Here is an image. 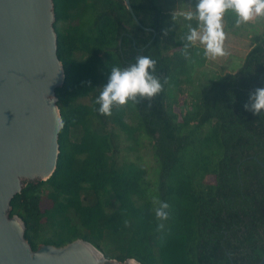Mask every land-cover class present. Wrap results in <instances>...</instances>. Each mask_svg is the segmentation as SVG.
<instances>
[{
    "label": "trees",
    "instance_id": "trees-1",
    "mask_svg": "<svg viewBox=\"0 0 264 264\" xmlns=\"http://www.w3.org/2000/svg\"><path fill=\"white\" fill-rule=\"evenodd\" d=\"M52 1L65 77L55 91L62 122L57 165L48 180L25 182L9 213L23 221L32 250L82 239L119 262L258 264L264 255V114L253 115L243 105L264 87V25L237 71L210 77L197 94L179 98L178 111L171 113L172 91L191 83V75H181L187 28H178L176 16L164 13L158 0H129L139 24L123 0ZM59 22L68 25L58 30ZM164 30L173 46L164 43ZM172 47L177 51L171 53ZM138 55L157 61L154 74L163 90L100 115L95 100L110 69L127 67ZM86 97L90 105L75 103ZM127 110L135 127L124 120ZM109 123L135 145L141 137L151 142L153 179L144 167L118 159ZM75 127L82 135L71 142ZM155 198L170 206L163 232L156 230ZM110 199L115 207L107 209ZM105 238L120 250L113 258L101 247Z\"/></svg>",
    "mask_w": 264,
    "mask_h": 264
},
{
    "label": "water",
    "instance_id": "water-1",
    "mask_svg": "<svg viewBox=\"0 0 264 264\" xmlns=\"http://www.w3.org/2000/svg\"><path fill=\"white\" fill-rule=\"evenodd\" d=\"M54 22L52 0H0V264H136L106 259L82 239L32 250L23 221L9 214L24 180L46 181L57 165L62 122L55 91L65 77Z\"/></svg>",
    "mask_w": 264,
    "mask_h": 264
},
{
    "label": "clouds",
    "instance_id": "clouds-1",
    "mask_svg": "<svg viewBox=\"0 0 264 264\" xmlns=\"http://www.w3.org/2000/svg\"><path fill=\"white\" fill-rule=\"evenodd\" d=\"M236 13L235 26L264 17V0H197L195 9L179 13L186 21H198L197 26L187 24V33L184 37L183 56L190 58L189 48L199 42L204 45L205 56H226L224 49L225 32L223 17L226 11ZM174 20V17H173ZM167 35V30H164ZM157 61L149 56L138 55L136 61L127 67L113 66L110 69L107 83L101 88L95 104L100 115L111 116L114 106H124L129 101L136 103L141 100H151L163 90V85L156 71ZM246 111L253 115L264 114V87L255 89L249 94L248 102L243 105ZM153 212L158 221L156 230L163 232L164 221L169 219V204L158 198L153 200ZM136 264H139L137 261Z\"/></svg>",
    "mask_w": 264,
    "mask_h": 264
},
{
    "label": "rangeland",
    "instance_id": "rangeland-1",
    "mask_svg": "<svg viewBox=\"0 0 264 264\" xmlns=\"http://www.w3.org/2000/svg\"><path fill=\"white\" fill-rule=\"evenodd\" d=\"M161 5V9L164 13L176 16L177 26L186 27L187 24L191 23L183 19L179 15L182 11H187L195 9L197 0H158ZM228 16H226V15ZM222 20L223 30L225 32L224 40V49L227 52L226 56L211 57L205 56L204 54V45L200 44L198 41L193 44L194 50L190 52V58L187 60L186 66L184 67V73L181 74L182 77H188L191 75V83L180 88H177L172 91V96L167 100L169 104V111L172 110L177 112L179 105V98L187 96L191 93V96L197 94L199 89L207 86L209 84V78L214 77L215 74L222 75L226 72L237 71L242 63L243 58L246 53L249 51L251 46V37L255 34L261 33L264 25L263 17H256L247 22H243L239 27L235 26V21L237 19L236 13L232 10L226 11ZM228 18H232L230 21ZM196 21V20H193ZM198 24V21H196ZM232 23V26L229 25ZM68 23L59 22L56 27L58 30H63L67 27ZM169 29L168 31H170ZM167 35L163 36L164 43H167L168 46H173L174 38L171 39ZM180 29H175L174 32L179 33ZM169 39V40H168ZM171 50V53L177 51V49ZM76 59H79V55H75ZM193 66V67H192ZM189 99H192L190 97ZM78 105H90V97L77 99L75 101ZM125 122L131 127L137 125V120L135 119L132 112L127 110V113L124 117ZM108 129L114 136V141L118 148L116 156L119 160L126 158L128 161L137 163L139 166L144 167L148 173L147 178L153 179L155 176V169L157 168V162L153 155L152 144L151 142L144 137L139 139V144L135 145V142L132 139H129L123 133H121L113 123H109ZM82 135V130L80 127H75L70 129L69 139L71 142H78ZM27 182V180H24ZM25 185V184H24ZM23 185V187H24ZM110 206L107 209L115 207L112 199H110ZM68 216L72 219V223H75L76 216L73 212L69 211ZM50 231L47 230L43 233L44 236H49ZM102 249L106 252L108 257L113 258L117 255L120 250L117 248L109 239L105 238L102 242Z\"/></svg>",
    "mask_w": 264,
    "mask_h": 264
}]
</instances>
